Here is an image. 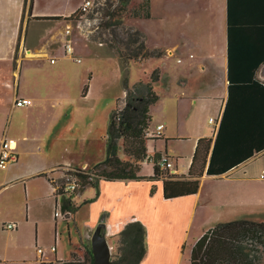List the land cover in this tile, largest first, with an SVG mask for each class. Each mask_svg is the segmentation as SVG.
I'll use <instances>...</instances> for the list:
<instances>
[{"label":"rangeland","instance_id":"1","mask_svg":"<svg viewBox=\"0 0 264 264\" xmlns=\"http://www.w3.org/2000/svg\"><path fill=\"white\" fill-rule=\"evenodd\" d=\"M40 1L42 7L49 5V0ZM57 1L70 3L72 6L79 0ZM145 1L133 0L127 11H123L118 0H94L92 10L82 19L73 15L67 18H53L50 21H33L27 28L28 14L26 15L19 41L21 37L23 40L28 29V46H37L39 40L44 39L43 46L51 47L57 55L65 44H73L82 61L58 60L79 69L76 83L74 80L66 86H54L41 83L43 79L39 82L44 98H61V94L68 89L70 94L67 98H74V110L54 120L37 118L36 129L28 133L35 137L32 140L33 150L19 153L16 162L10 163L6 168H0V264L56 263L58 260L72 258V243L78 244L75 250L82 257L85 244L92 245L91 238L81 242L87 231L86 220L89 217L88 210L85 207L81 209V203L86 197L85 191L75 197L79 206L75 214L70 218L57 217L55 197L47 199L48 194H45L49 187L51 190L54 188L52 184L39 177L31 178L28 194L26 181L22 182L20 178L32 169L48 168L58 161H71L67 164L77 168H92L104 161L107 158L105 136L111 113L117 107L118 99L126 96L125 78L133 85L139 80L152 81L153 74L157 72L159 77L153 84L159 100L152 106L151 130H155L159 123H164V133L169 143L166 146L164 140L150 141L149 147L153 150L155 147L163 151L168 149L174 157L181 155L182 158L178 159L181 162L178 164V171L185 170L188 164L193 148L192 136L197 129L196 121L200 120L206 131L212 133L215 124L210 122V117H218L217 107L189 103L192 100L189 98L203 90L201 82L206 78L202 77V73L197 69H187L191 61L189 47L179 48V39L185 29L183 20L185 21V17L191 12L192 17L200 21L203 18L202 9L197 8L196 3L187 5L189 2L185 0H151V17H137L136 11H143L140 5ZM30 4L31 0H27V8ZM8 17L6 15L5 19ZM214 27V45L219 49L223 46L221 36L226 37L227 28L221 26V14L216 5ZM11 28L12 24L6 23L0 13V48L10 36ZM143 34L146 35V40ZM175 44L178 47L170 54L168 49ZM155 51H163V54L153 55L147 60L140 59L145 53ZM131 54H137L138 60L129 58ZM29 57L30 55L24 53V58ZM39 70L50 72L52 66L45 62ZM185 79L186 83L183 81ZM85 85H89L86 96L83 95ZM263 161L264 158L254 163L249 171H254ZM85 162L87 164L83 166ZM56 170L55 175L58 176L63 167ZM6 182L9 184L4 186ZM244 187L245 190L237 193L240 196L237 203L225 207L223 219L264 221V179L256 177L247 181ZM209 188L210 185L206 183L204 192ZM53 193L54 191L52 195ZM230 194H233V189ZM243 199H246L245 202ZM60 200L63 201L61 196ZM53 202L55 209L54 206L52 208ZM208 212L205 208L198 210L196 221L188 230V244L197 238L200 224L208 217ZM8 222H16L18 228L6 229L5 224ZM107 239L113 247L114 256L118 253L116 238L110 235ZM53 246L57 251L52 249ZM181 253L170 264H190L188 245Z\"/></svg>","mask_w":264,"mask_h":264},{"label":"crops","instance_id":"2","mask_svg":"<svg viewBox=\"0 0 264 264\" xmlns=\"http://www.w3.org/2000/svg\"><path fill=\"white\" fill-rule=\"evenodd\" d=\"M185 1L189 2L187 5L196 3V7L202 9L203 18L200 21L194 19L191 12L188 17H185V21L183 20L185 29L183 30L182 38L179 39V48L182 46L183 48L189 47L191 61L187 65V69L188 67L190 70L197 69L202 73V77L206 78L203 83L201 82L203 85L201 90L202 88L203 90L197 95H193V98H189L192 99L189 103L217 107L219 115L216 119L210 117V122L215 124L212 133L206 131L200 120L196 121L197 129L195 135L192 136L193 148L188 164H186V169L178 171V164L180 165L181 163L178 159L182 158L181 155L178 157L173 156L172 158L174 162L173 170L175 171L172 172L179 175L189 173L199 138L212 137L215 140L228 102L230 84L227 34L226 37L224 36L225 38L221 36L223 46L221 45L218 49L214 45L215 5L220 10L221 26L227 28V0ZM81 3V0H79L71 6L70 3L66 4L57 0H49L50 6L42 7L40 0H34V8L31 13L29 8L25 9V0H0V13L4 16L6 23L12 24L10 36L4 41V46L0 48V148L4 138L14 139L17 144L18 159L19 153H27L33 150L32 140L35 137L28 135V133L36 129L37 118L54 120L68 115L74 110V98H67L70 94L68 89L61 94V98H44L39 88L41 79H43L41 83L54 86L56 84H64L66 86L69 82L73 83L74 80L76 83L79 73V69L73 67V65L70 66L59 62L61 60H75L71 54L66 53L65 45L63 46L64 48L58 51L57 55H55L51 47L43 46L45 44L44 39L42 41L39 40L37 46H28V29H26L27 32L23 40L21 37L19 41V35L25 22L24 19L28 14L27 28L33 21H50L53 19L42 18L39 20L36 18L38 16L71 17L75 15ZM6 15L7 17L9 16L7 19H5ZM198 24L199 26L197 27L196 25ZM177 47V44L173 45L168 49V52L170 54L174 53ZM27 50L33 54L35 53V56L24 58V53ZM169 53L168 55H170ZM78 56L82 59L79 54ZM55 57L57 58L56 61L52 62L51 59ZM45 62L52 66L50 72L39 70L40 66ZM256 77L264 83V64L258 69ZM183 81L184 83L187 82L186 79ZM17 98H30L32 103L18 106L15 104ZM198 108L202 109L203 107ZM164 129L165 127L159 136L149 134L153 137L148 141L149 154L161 151L171 155L167 151L168 149L163 151L155 147L153 150L149 147L150 141L160 142L162 140L165 141L167 146L169 139L166 138ZM179 139L186 138L179 137ZM155 146H157V143ZM262 158H264V151L220 176L205 173L201 177V185L196 194L170 199L164 196L163 180L155 182L148 179L101 180L97 184H91L81 191H85L86 195L81 203V209L85 207L89 214L86 220L87 231L81 242L92 238L99 224H104L103 231L106 236L117 237L129 222L140 220L144 223L147 230V253L141 264H170L182 254L181 250L183 252L186 250L187 245L191 255L192 247L199 237L205 231L224 220L225 207L230 204H236L240 199L237 193L240 190H245L244 184L256 177H260V172L264 168V161L254 171L249 170L254 163H258ZM68 162L71 163V161H58V163L48 168L32 169L20 180L22 182L26 181L28 194H30L29 181L31 178L39 177L46 180V183L51 184L49 178L56 176L58 167L77 168L67 164ZM86 164L85 162L83 166ZM41 172H47L49 177L39 175ZM153 173V164L148 161L144 162L142 174L152 176ZM206 183L210 185V188L204 192ZM8 184L6 182L4 186ZM153 187H155L154 193L151 192ZM231 189H233L232 195L230 194ZM45 194H48L46 195L47 199H53L52 196H54L57 202L54 188L51 190L49 187ZM76 196H74V202ZM245 200L243 199L244 202ZM53 206L55 209V202H53L52 208ZM200 208H205L209 211L208 217L201 222L197 238L194 239L193 243L188 244L186 241L188 230L192 227V223H195V218ZM72 244V252L77 251L75 249L78 244ZM110 246L113 248L111 244ZM49 264H62V262L58 260L56 263L52 262Z\"/></svg>","mask_w":264,"mask_h":264},{"label":"trees","instance_id":"3","mask_svg":"<svg viewBox=\"0 0 264 264\" xmlns=\"http://www.w3.org/2000/svg\"><path fill=\"white\" fill-rule=\"evenodd\" d=\"M118 1L120 8L127 11L133 0ZM140 7L143 11H136L137 17L150 18L151 0H146ZM33 8L34 0H31V13ZM143 37L146 40L145 34ZM227 38L228 102L215 140L199 138L189 173L179 175L162 168L159 164L162 154L173 158L167 152L149 154L148 141L153 138L149 135L152 106L159 100L153 84L159 77L155 72L152 81L139 80L133 85L125 78L126 96L118 99L105 136L107 158L91 168L94 171L92 180L89 175L81 174L83 184H97L101 180H163L165 198L192 195L199 191L205 173L220 176L264 151V83L256 77L264 64V0H227ZM162 54L163 51L145 53L140 59ZM137 57V54L129 56ZM88 90L89 85H85L83 94L86 95ZM146 161L153 164L152 176L142 174ZM39 175L49 177L47 172ZM49 180L54 187V182ZM85 188L75 192L55 190V195L62 197L64 211L75 213L78 210L74 196ZM151 192H155V187ZM146 235L144 223L140 220L129 222L115 237L118 253L111 264H141L147 253ZM60 261L62 264H94L92 245L85 244L83 257L73 251L70 260ZM190 264H264V221L234 219L219 222L195 242Z\"/></svg>","mask_w":264,"mask_h":264},{"label":"built area","instance_id":"4","mask_svg":"<svg viewBox=\"0 0 264 264\" xmlns=\"http://www.w3.org/2000/svg\"><path fill=\"white\" fill-rule=\"evenodd\" d=\"M94 0H84L78 9L75 12V16H80V19L84 18L93 8ZM66 53L72 55V57L77 61L81 62V58L75 53L74 47L72 44H65ZM52 62L56 61V58L51 59ZM32 103L30 98H17L15 104L18 106L28 105ZM213 120V119H212ZM165 127L164 123L158 124L155 131H150L149 134L152 136H159L162 133L163 128ZM16 141L10 138H4L2 141V146L0 148V168H6L10 163L17 161L18 154L16 152ZM162 168H168L170 171H173L174 162L171 157L166 154H162L160 163ZM62 174L58 176L51 177L52 182H54V189L59 191L66 192H75L83 187H86V184H83V179L81 174L89 175V179L92 180L94 177V171L88 167L73 168V167H63ZM260 177L264 179V168L260 172ZM60 191V192H61ZM57 197V207H56V216L70 218L73 214L71 210L64 211L62 208V201L60 200V194L56 195ZM5 228L9 230H15L18 228L16 222H8L5 224ZM54 251L57 250L55 246L52 247ZM39 251L43 253V250L39 248Z\"/></svg>","mask_w":264,"mask_h":264},{"label":"water","instance_id":"5","mask_svg":"<svg viewBox=\"0 0 264 264\" xmlns=\"http://www.w3.org/2000/svg\"><path fill=\"white\" fill-rule=\"evenodd\" d=\"M103 225L102 223L97 226L91 238L94 264H111L113 259L112 248L103 231Z\"/></svg>","mask_w":264,"mask_h":264},{"label":"bare ground","instance_id":"6","mask_svg":"<svg viewBox=\"0 0 264 264\" xmlns=\"http://www.w3.org/2000/svg\"><path fill=\"white\" fill-rule=\"evenodd\" d=\"M6 28H7V27H6ZM26 54L30 55V57L35 56V55H34L35 53L33 54V53H32L31 51H29V50L26 51Z\"/></svg>","mask_w":264,"mask_h":264}]
</instances>
